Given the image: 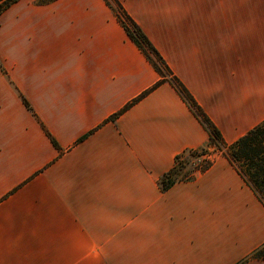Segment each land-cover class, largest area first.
Here are the masks:
<instances>
[{"label":"crops","instance_id":"obj_1","mask_svg":"<svg viewBox=\"0 0 264 264\" xmlns=\"http://www.w3.org/2000/svg\"><path fill=\"white\" fill-rule=\"evenodd\" d=\"M119 1L227 144L264 121V0ZM28 19L0 48V264H238L264 244L227 158L161 192L209 133L172 85L152 90L104 0Z\"/></svg>","mask_w":264,"mask_h":264},{"label":"trees","instance_id":"obj_2","mask_svg":"<svg viewBox=\"0 0 264 264\" xmlns=\"http://www.w3.org/2000/svg\"><path fill=\"white\" fill-rule=\"evenodd\" d=\"M19 1L0 0V16ZM104 2L109 8L116 7L117 16L127 36L142 51L159 75L160 81L152 90L165 83L172 85L209 133V140L206 146L199 149L186 150L175 158L172 169L159 180L161 192L165 193L179 183L194 182L200 174L208 171L215 163V160L211 158L210 152L213 150L228 159L244 182L264 205V121L235 143L227 144L219 130L197 104L186 87L173 74L166 61L152 45L142 29L126 13L121 2L119 0H104ZM3 73L4 68L0 60V75ZM136 102L137 100L128 105L126 109ZM24 104L29 111H32V108L25 100ZM115 118L116 116L113 120ZM49 137L51 138V136ZM51 141L58 148L56 141L52 138ZM250 261L264 262V244L238 264H247Z\"/></svg>","mask_w":264,"mask_h":264},{"label":"rangeland","instance_id":"obj_3","mask_svg":"<svg viewBox=\"0 0 264 264\" xmlns=\"http://www.w3.org/2000/svg\"><path fill=\"white\" fill-rule=\"evenodd\" d=\"M51 1V2H50ZM57 0H20L15 5L11 6L0 16V48L2 47V41L5 36H8L12 32L19 30L20 23L24 22L28 17L41 14L45 7L55 3ZM118 21L116 7L110 8ZM211 152V158L216 160L219 153Z\"/></svg>","mask_w":264,"mask_h":264}]
</instances>
